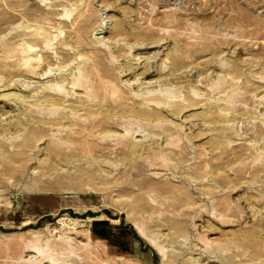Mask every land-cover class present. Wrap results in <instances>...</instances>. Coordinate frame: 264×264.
Here are the masks:
<instances>
[{
  "label": "rangeland",
  "instance_id": "rangeland-1",
  "mask_svg": "<svg viewBox=\"0 0 264 264\" xmlns=\"http://www.w3.org/2000/svg\"><path fill=\"white\" fill-rule=\"evenodd\" d=\"M46 263L264 264V0H0V264Z\"/></svg>",
  "mask_w": 264,
  "mask_h": 264
},
{
  "label": "bare ground",
  "instance_id": "bare-ground-1",
  "mask_svg": "<svg viewBox=\"0 0 264 264\" xmlns=\"http://www.w3.org/2000/svg\"><path fill=\"white\" fill-rule=\"evenodd\" d=\"M54 230H55V229H54ZM32 254L34 255V256L32 255L33 257H35V256H36V254H35L34 252H33ZM38 257H39V256H38ZM46 264H50V263H46Z\"/></svg>",
  "mask_w": 264,
  "mask_h": 264
}]
</instances>
